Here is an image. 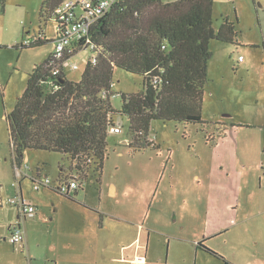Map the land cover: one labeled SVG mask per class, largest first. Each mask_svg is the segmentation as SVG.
<instances>
[{
	"label": "rangeland",
	"instance_id": "374dc122",
	"mask_svg": "<svg viewBox=\"0 0 264 264\" xmlns=\"http://www.w3.org/2000/svg\"><path fill=\"white\" fill-rule=\"evenodd\" d=\"M44 2H0V264H55L57 259L59 264H64L61 263L62 253L58 241L63 238L65 242H70L69 236L73 241L85 226L92 227L98 216L97 209L106 213L105 220L109 223L113 221L111 213L121 218L122 215L133 216L141 223H144L145 218L147 222L155 220L163 224L174 221V211L183 213L180 208L183 193L178 183L180 177L184 178L187 173L185 162L179 163L188 157L187 140L183 132H193L197 136L196 129L200 127L197 124L184 128L174 121L154 120L150 134L157 136L155 142L158 145L132 153V148L124 142L127 137L131 139L128 118L116 115L115 123L122 125L123 130L109 133V154L105 160L102 182L94 178L92 180V177L79 179L76 172H71V159L65 153L25 150L24 166L40 167L41 173L48 175L53 185L62 173L72 175L81 182L83 188L74 196L75 203L73 198L51 187L36 191L26 177L22 184L24 197L38 204L39 210L36 217L23 219L28 246L12 244L7 221L13 217V212L17 213V207L9 200L11 197H21V187L15 175L6 114L15 107L35 64L44 61L55 49L53 40L38 46L21 48L19 45L41 30L45 31L48 38L57 37L56 21L46 14L41 15ZM213 15L216 29L224 18L229 17L236 23L238 35L233 43L218 39L210 41L212 56L208 63L203 116L210 124L218 119L226 121V135L232 140L247 138L248 142H252L264 135V0H214ZM240 55L242 60L239 59ZM90 56L91 50L85 48L69 58L65 67L69 80L81 79ZM75 63L78 64L77 69L72 67ZM113 79L112 90L116 94L111 102L118 110L122 106V93H135L143 88V76L116 67ZM177 139L180 145H177ZM165 141L173 146L172 149H176L172 157L178 166L175 169V185L167 187L160 194L159 187H164L171 174L163 164L170 152ZM250 155L253 160L256 158L253 152ZM237 164L241 165L240 160ZM232 166L234 168L235 164ZM30 171L27 169L25 173ZM250 174L239 166L237 179L249 181ZM112 184L118 186L117 194L112 193ZM193 187L184 193L192 195L190 201L197 203ZM172 196L177 208H171L170 211ZM237 229L239 231L232 229L218 234L209 242L205 241L203 245L209 248L212 245L223 258L213 252L203 251L200 252L199 264H264V232L261 233L263 239L256 243L248 231ZM159 248L162 250V247ZM71 259L68 251L64 260Z\"/></svg>",
	"mask_w": 264,
	"mask_h": 264
},
{
	"label": "trees",
	"instance_id": "16d2710c",
	"mask_svg": "<svg viewBox=\"0 0 264 264\" xmlns=\"http://www.w3.org/2000/svg\"><path fill=\"white\" fill-rule=\"evenodd\" d=\"M64 1L45 0L41 15L53 18ZM213 12L214 0H115L91 27L95 46L89 48L91 56L80 80L67 78L65 62L85 49L83 40L74 41L73 52L66 50L61 60L54 58L53 51L29 73L26 88L6 114L14 162L23 164L27 149L62 152L71 159V172L79 179L101 181L109 129L118 114L128 118L132 152L155 146L150 139L154 120L184 127L199 124L204 130L210 124L203 116L210 41L233 43L238 35L229 17L216 29ZM47 41L45 37L30 46ZM56 66L61 67L59 74H54ZM116 67L143 76V88L122 93L118 110L111 102ZM214 124L217 133H207V141L228 130L226 123Z\"/></svg>",
	"mask_w": 264,
	"mask_h": 264
},
{
	"label": "crops",
	"instance_id": "0c3cea01",
	"mask_svg": "<svg viewBox=\"0 0 264 264\" xmlns=\"http://www.w3.org/2000/svg\"><path fill=\"white\" fill-rule=\"evenodd\" d=\"M39 32H43L46 39L53 40L55 43L56 37L48 38L45 31ZM19 45L22 48L21 43ZM215 122L226 123L219 119ZM199 126L196 129L197 136H194L193 132H183L184 139L187 140L185 144L188 147V157L179 162H185L184 166L187 172L184 178L180 177L181 181L178 182L181 194L183 193L180 197V208L183 213L179 214L178 211H174V221L164 224L155 220L147 222L146 218L144 223H141L133 216L122 215L121 218L111 213L113 221H117L115 224L113 221L107 222L105 220L106 213L97 209L98 216L92 227L85 226L73 241L71 236H69L70 242H65L63 238L58 241L62 253L61 263L199 264L200 252H208L200 244H204L205 241L209 242L218 234L232 229L239 231L237 228L248 231L254 241L259 243L263 239L261 233L264 232V135L252 142H248L247 138L242 141L232 140L226 134L214 138L213 141H207V133H217L216 125L209 124L204 130L203 126ZM177 130L179 131V129ZM191 136L192 141L190 140ZM156 138L157 136L154 137L150 134V139L155 146L158 145L155 142ZM128 139L127 137L124 142L128 143ZM178 143L179 139H177V145H180ZM165 146L170 152L165 157L163 164L165 170L169 169L171 174L167 177V184L164 183V187H159L160 194H163L167 187L175 185V169L178 166V162L172 157L176 149H172L173 146L167 142ZM192 150L194 154H192ZM251 152L256 157L254 160L250 155ZM248 156L251 158H247ZM239 160L241 165L237 164ZM239 166L251 173L249 181L244 182L237 179ZM28 170H31L30 173L27 172V175L18 179V183L21 187V197L26 202L35 204L37 212L35 215H24L20 208L13 204L17 207V213L13 212V217L7 221L10 232L15 225H21L25 239L18 244L23 247H27V243H29L26 240L23 219L36 217L39 207L38 204L25 199L22 184L26 177L32 183L29 175L42 174L40 167L31 168L29 165ZM69 176L71 175L62 173L58 180H66ZM99 182H102V179ZM192 185L195 189L197 203L190 201L192 195L184 193L191 190ZM43 188L36 191H41ZM111 188L112 193L117 194L118 186L112 184ZM79 189L80 186L69 197L73 198L74 202V196L78 194ZM64 196L67 197V195ZM173 197L170 200V211L171 208H177ZM189 204L192 206L188 207ZM159 246L162 247V250ZM209 246L215 251L216 248L212 245ZM68 251L72 259L66 261L64 258ZM217 255L223 258L219 253ZM55 264H59V259L55 261Z\"/></svg>",
	"mask_w": 264,
	"mask_h": 264
},
{
	"label": "built area",
	"instance_id": "2783aa9c",
	"mask_svg": "<svg viewBox=\"0 0 264 264\" xmlns=\"http://www.w3.org/2000/svg\"><path fill=\"white\" fill-rule=\"evenodd\" d=\"M4 0H0L3 2ZM115 0H99L97 2H92V0H65L62 2L54 11L53 19L57 23V37L55 39V49L54 58L56 60H61L64 57L66 50L69 53L73 52L74 41L83 40V45L85 48H94V44L91 39L90 31L94 22L104 15L114 4ZM46 36L44 33L39 32L33 38L25 39L21 45L30 46ZM240 56V60H242ZM92 61H96V55L93 54L91 57ZM67 62H65L66 67ZM74 69L78 68V64H73ZM61 72V67L56 66L54 68V74H59ZM114 85V83H113ZM122 125L111 126L109 132L119 133L121 132ZM129 142V139H128ZM29 166H24L23 164L18 165L14 163V170L17 179H20L27 175L25 170ZM32 180L33 187L35 190H40L43 187H51L64 195H71L79 186L77 179H59L54 185L51 178L48 175H42L39 173H34L29 175ZM10 203L17 205L24 215H35L37 212V206L32 203L26 202L23 197L13 198L9 200ZM25 235L22 232L21 225L17 224L13 227L10 233L9 241L13 244H18L23 242Z\"/></svg>",
	"mask_w": 264,
	"mask_h": 264
}]
</instances>
